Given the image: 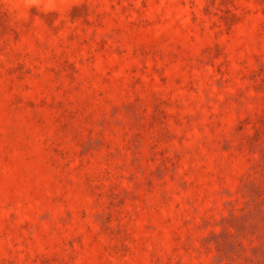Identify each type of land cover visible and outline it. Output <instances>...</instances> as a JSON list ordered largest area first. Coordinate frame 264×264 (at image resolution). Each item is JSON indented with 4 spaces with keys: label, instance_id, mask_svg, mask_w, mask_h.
Masks as SVG:
<instances>
[{
    "label": "rangeland",
    "instance_id": "1",
    "mask_svg": "<svg viewBox=\"0 0 264 264\" xmlns=\"http://www.w3.org/2000/svg\"><path fill=\"white\" fill-rule=\"evenodd\" d=\"M0 264H264V0H0Z\"/></svg>",
    "mask_w": 264,
    "mask_h": 264
}]
</instances>
